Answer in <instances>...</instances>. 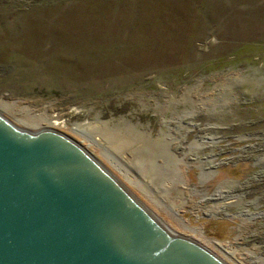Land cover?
<instances>
[{
	"label": "rangeland",
	"instance_id": "rangeland-1",
	"mask_svg": "<svg viewBox=\"0 0 264 264\" xmlns=\"http://www.w3.org/2000/svg\"><path fill=\"white\" fill-rule=\"evenodd\" d=\"M0 113L173 237L264 264V0H0Z\"/></svg>",
	"mask_w": 264,
	"mask_h": 264
},
{
	"label": "water",
	"instance_id": "water-1",
	"mask_svg": "<svg viewBox=\"0 0 264 264\" xmlns=\"http://www.w3.org/2000/svg\"><path fill=\"white\" fill-rule=\"evenodd\" d=\"M69 140L0 118V264H222L170 235Z\"/></svg>",
	"mask_w": 264,
	"mask_h": 264
},
{
	"label": "bare ground",
	"instance_id": "bare-ground-1",
	"mask_svg": "<svg viewBox=\"0 0 264 264\" xmlns=\"http://www.w3.org/2000/svg\"><path fill=\"white\" fill-rule=\"evenodd\" d=\"M1 114V113H0ZM1 119H3L6 123H8L9 125H11L13 128H15V129H17V130H20V131H23V132H26V133H29V134H31V135H34L35 134V132H30V131H26V130H24V129H21V128H18L17 126H15L12 122H10L7 118H3V117H0ZM52 126H50V127H48V128H51ZM53 128V127H52ZM75 129V131H79V132H88V130H87V128H86V130L84 129V128H80V126L79 125H76V127L74 128ZM43 131H45V130H43ZM39 132H42V131H39ZM39 132H36V133H39ZM52 132H55V131H52ZM55 133H60V132H55ZM82 133V134H83ZM60 134H62V133H60ZM87 134V133H86ZM90 134V133H89ZM106 135H107V133H105ZM63 135V134H62ZM95 135H98V134H94V135H91V137L93 138V140L94 141H97V140H99V138L97 137V136H95ZM99 136V135H98ZM69 141H71V140H69ZM122 143H124V147H127L128 145H129V147L131 146V143H129V142H123L122 141ZM78 145V144H77ZM116 145V144H115ZM121 146H122V144H121ZM120 146V147H121ZM79 147H81V146H79ZM82 148V147H81ZM84 153H86V155L87 156H89L93 161H95L96 162V160H94V158L88 153V152H86L85 150H82ZM97 164H99L98 162H96ZM100 165V164H99ZM102 167V166H101ZM103 170V169H102ZM104 171V170H103ZM105 172V171H104ZM107 174V173H106ZM108 175H110V174H108ZM111 176V175H110ZM109 176V177H110ZM111 179L114 181V179L112 178V176H111ZM122 190H125L124 189V187H122L120 184H118V182H115ZM130 197H131V195H129ZM136 204H138L140 207H141V205L139 204V203H136ZM142 208V207H141ZM143 209V208H142ZM145 211V210H144ZM146 212V211H145ZM149 214V213H148ZM150 215V214H149ZM151 216V215H150ZM166 230V229H165ZM180 236V235H179ZM177 238H183V237H177ZM183 239H185V238H183ZM173 240V239H172ZM188 240V239H187ZM191 241V240H190ZM191 242H193V243H195L196 245H198L199 247H201L202 249H204L206 252H208L210 255H212V256H214L220 263H222V264H224L219 258H217L214 254H212L209 250H207V249H205V248H203L201 245H199L198 243H196V242H194V241H191ZM218 245H219V247H221V248H223L224 249V247L222 246V244L221 243H217ZM232 253H233V255H234V251H232Z\"/></svg>",
	"mask_w": 264,
	"mask_h": 264
}]
</instances>
